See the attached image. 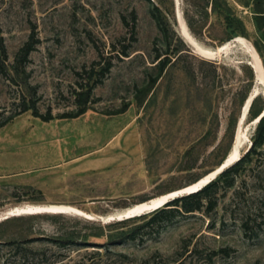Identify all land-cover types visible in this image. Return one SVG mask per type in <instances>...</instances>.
I'll use <instances>...</instances> for the list:
<instances>
[{"label": "rangeland", "instance_id": "1", "mask_svg": "<svg viewBox=\"0 0 264 264\" xmlns=\"http://www.w3.org/2000/svg\"><path fill=\"white\" fill-rule=\"evenodd\" d=\"M177 13L205 48L244 39L264 74V0H0V107L24 94L55 117L27 112L0 130V264H264V144L192 216L3 220L27 205L104 216L182 189L228 157L258 87L250 57L238 47L206 57L180 36ZM28 42V62L12 71ZM86 83L85 114L60 119ZM258 88L242 157L258 138Z\"/></svg>", "mask_w": 264, "mask_h": 264}, {"label": "trees", "instance_id": "2", "mask_svg": "<svg viewBox=\"0 0 264 264\" xmlns=\"http://www.w3.org/2000/svg\"><path fill=\"white\" fill-rule=\"evenodd\" d=\"M258 17H259L258 20H260V22L257 21V23H256L257 27L260 31H263L264 25L262 24V22L264 21V16H258ZM0 50H1V53L4 55V57L7 59V52H6L5 46L0 45ZM33 50H34V47L32 46L31 42L26 43L16 58V67L12 66L11 70L12 71L16 70V72H18L17 66L22 65V64L25 65V63L28 62L29 57L32 54ZM126 57H128V56H126ZM94 72H95L94 68H92L91 74H93ZM10 80L12 83L15 84L16 81L13 77H11ZM86 84L87 85L78 84L76 89H75L74 106H75L76 110L69 112V113H64L62 116L59 117L60 119L78 118V117L82 116L83 114H85V112L88 109V105L91 103L90 98H91V93H92V86H90L88 83H86ZM17 100H18V102H17ZM256 100H257V98L254 100V102L250 108L249 114H252ZM13 106H15V107L12 110H8L7 108H1L0 107V130L2 128H4L7 124H9L13 119H15L16 117H18L24 113H27V112H32L33 117L39 118L43 122H50V121L54 120V118H55L51 112H48L47 115H41L39 108L37 106L36 99H29L28 100L27 97L24 96V94H21L20 98L16 99ZM263 110L264 109H262L256 116H254L253 121L261 114V112ZM257 133H258V138L253 143L251 149L246 153V155H244L237 163H235L232 167H230L228 170H226L220 177L225 178V177L229 176L231 173H233L238 167L243 166L246 163L247 157L255 152L254 149H257L264 144V117L262 118V120L259 122V124L257 126ZM214 170H216V168ZM214 170H212V171H214ZM217 180L214 181L213 183H211L210 185H208L202 191H200L196 194L185 196L181 199H177L174 202H172L170 205H168L166 208L159 209V210L149 214L152 216L151 223L169 222L173 218L183 217V216H192L194 213H200L203 210V206H204L203 205V198H202L203 194L205 192H207L209 190V188L217 186V184H218ZM231 186H232L231 183L227 185V187H231ZM208 202L211 203V200L209 201V199H208ZM145 216H147V215H145ZM127 221H129V220L122 221V222H113L110 224L111 225L112 224H114V225L115 224H124ZM244 226H245L244 228H246V230L244 229V231H246V234H247V230H249V229H247V228H249L248 224H245ZM188 253H189V251H186V254H188ZM192 253L193 252H191L190 254H192ZM181 263H183V261Z\"/></svg>", "mask_w": 264, "mask_h": 264}, {"label": "bare ground", "instance_id": "3", "mask_svg": "<svg viewBox=\"0 0 264 264\" xmlns=\"http://www.w3.org/2000/svg\"><path fill=\"white\" fill-rule=\"evenodd\" d=\"M177 15H178V13H177ZM182 18H183V15H182ZM182 20L185 22V19H181V17L179 16V24L180 25H178V26H179L180 36L188 44L193 46L195 49L200 50V52H202V54H204L206 57H214V56H216L218 54L221 55V53H223V52L225 53L226 51L234 49V45L233 44L237 43L239 45L237 47L242 49L250 57L251 63L249 65L253 68L254 74H256L255 79H256L258 87L260 86L263 89V93H264V74L262 73L263 72L262 64L257 58H255V54L252 51L251 46H249L248 43L244 39L238 38L236 41H231V42L223 44L222 46H219L218 49L215 48V50L214 49H208V48L203 47L195 39V37L193 36V34L190 31V29L185 25V23ZM258 87L254 88V90L252 91V94L250 93L249 101L247 103L245 101L244 114L242 116V111H241V119L239 120L240 121L239 122V129H238V134H237V136L235 138L236 140H234L233 148L230 151V153H229L228 157L226 158V160L223 161V163H230V162L236 160L239 157H240V159L242 158V155H243L242 146H243L245 141H249V135H248L249 131L248 130L246 131V129H244L245 120L247 118V115L250 112V109L247 112L248 104H249L250 100L253 97H255L257 94L261 93V91H260V89ZM255 120L252 122V124H253V126L257 127L259 122L257 123ZM237 162H235V163H237ZM214 171L208 173L207 175L203 176L202 178H200L196 182H194V183H192V184H190V185H188V186H186V187H184L182 189H179V190H188V191H190L192 189H195L201 183H204L207 179L212 177V175L214 174ZM187 187H189V188H187ZM176 191H173V192H170V193H167V194L152 198V199H150V200H148L146 202L138 203V204L132 205L130 207H127V208H130L128 211H123L122 212V210H117V211L111 213V215L122 216L123 213L135 214V213H140L142 211L146 212L148 209L154 208V207L158 206L159 204H161L166 199V197H168L169 195H172ZM162 208L163 207H161L160 209H162ZM8 214H12V215H10L11 218L12 217H19V216H26V215H36V214H49V215H71V214H74V215H77V216L84 217V218H86L88 220L95 218L94 215H92L90 213H87V212H85L83 210H80V209H78V208H76L74 206H70V205H48V206L27 205V206H23V207L14 208L11 211H9ZM149 214H151V213H149ZM149 214H144V215H149ZM144 215H141V216H144ZM141 216H139V217H141ZM135 218H137V217H135ZM107 223H109V222H107ZM104 224H106V223H104Z\"/></svg>", "mask_w": 264, "mask_h": 264}, {"label": "water", "instance_id": "4", "mask_svg": "<svg viewBox=\"0 0 264 264\" xmlns=\"http://www.w3.org/2000/svg\"><path fill=\"white\" fill-rule=\"evenodd\" d=\"M177 22H178V25H180L179 24V16L178 15H177ZM233 45H234V47L239 46L237 43H234ZM213 49H215V48H213ZM217 49H218V47H217ZM217 58L218 57H216V59ZM255 76H256V74H255ZM259 94H257L255 97H253L250 100V102L248 104L247 112L249 111L251 105L253 104L254 99L257 98V96ZM249 99H250V96L247 98L246 103L249 101ZM244 108H245V106L242 109V116L244 114ZM263 117H264V110L256 118L255 121L258 123V122H260L262 120ZM239 159H240V157L237 158L236 160L230 162V163H221L216 168V170L214 171V174L212 175V177H210L209 179H207L204 183H201L195 189H192L190 191H188V190H177L172 195H169L168 197H166V199L161 204H159L158 206H156L154 208L148 209L146 212L145 211H142L140 213H135V214L123 213L122 216H115V215H111V214H107V215H104V216H102V215H95V218L94 219H89V220L95 221V222H101L103 224L104 223L110 224V223H113V222H122V221L130 220V219H134L135 217H139V216L144 215V214L153 213V212L157 211L158 209H160L161 207L166 208L168 205H170L172 202H174L177 199H181V198H183L185 196L192 195V194H196V193L202 191L208 185H210L211 183H213L214 181H216L226 170H228L230 167H232L235 164V162H237ZM189 187H187V188H189ZM129 209L130 208H124V209H121V210L123 212V211H128ZM10 215H12V214L5 215V219H3V220L10 219L11 218ZM107 222H109V223H107Z\"/></svg>", "mask_w": 264, "mask_h": 264}]
</instances>
